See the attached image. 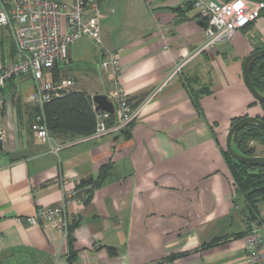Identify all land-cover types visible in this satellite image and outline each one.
I'll return each instance as SVG.
<instances>
[{
  "label": "crops",
  "instance_id": "crops-1",
  "mask_svg": "<svg viewBox=\"0 0 264 264\" xmlns=\"http://www.w3.org/2000/svg\"><path fill=\"white\" fill-rule=\"evenodd\" d=\"M119 1L117 14L101 21V46L82 38L56 67L61 80L75 81L71 91L107 95L113 82L100 74V64L106 53H118L121 86L138 111L130 137L80 142L53 134L52 145L74 143L53 153L27 130L13 101L35 89L32 77L17 78L6 89L0 264H70L60 220L27 221L41 207L63 206L67 227L76 224L75 264H247L245 215L223 151L235 120L264 118L243 80L244 60L264 50V14L232 41L202 50L205 25L192 0ZM48 78L61 81L53 72ZM102 79L110 83L107 90ZM189 89L210 91L199 96L201 113ZM105 166L109 175L93 187ZM82 183L87 186L78 190ZM73 192L66 203V193ZM88 192L90 199L81 202ZM260 220L264 239L263 202Z\"/></svg>",
  "mask_w": 264,
  "mask_h": 264
},
{
  "label": "built area",
  "instance_id": "built-area-1",
  "mask_svg": "<svg viewBox=\"0 0 264 264\" xmlns=\"http://www.w3.org/2000/svg\"><path fill=\"white\" fill-rule=\"evenodd\" d=\"M192 4L205 22L206 41L202 50L232 41L239 30L256 22L264 13V2L252 0H192ZM100 6L98 0H0V27L11 28L16 48L15 58L0 67V88L5 87L13 78L29 75L34 80L35 89L28 94L25 102L41 108L45 103L72 90L75 85L73 78L54 83L48 76L59 62L66 59L68 49L74 42L86 37L101 46ZM100 68L112 79L113 87L107 97L113 103L115 113L96 112L95 131L81 137L80 142L119 135L129 128L138 114L120 83V55L115 52L106 53ZM4 103L1 97V108ZM111 116L115 120L109 125ZM32 131L42 144L51 145L53 153L74 144L52 145L53 139L42 115L36 117ZM74 195V192L66 193V203ZM80 201L84 203V198ZM58 220L57 225L67 231L64 206L41 207L27 218L31 225ZM245 220L248 232L247 264H264V239L260 225L248 221L246 217Z\"/></svg>",
  "mask_w": 264,
  "mask_h": 264
},
{
  "label": "trees",
  "instance_id": "trees-1",
  "mask_svg": "<svg viewBox=\"0 0 264 264\" xmlns=\"http://www.w3.org/2000/svg\"><path fill=\"white\" fill-rule=\"evenodd\" d=\"M103 1L104 0H98L99 3ZM219 1L228 2L231 0ZM252 1L264 2V0ZM51 72L54 73L55 80L60 79L57 67H55ZM250 78L254 87L260 93L264 94V56L258 57L252 64ZM16 80L17 78H13L7 82L5 87L0 88V97H4L2 94L7 92V88L10 89L11 86H14ZM188 83L189 82L187 81L186 84ZM209 93L210 91L208 89H202L199 92L189 89L192 103L200 113L201 107L199 103V96ZM13 101L16 102V109L19 119L22 121L23 119L25 120L24 125L27 126V130L33 134L34 132L32 131V124L35 122L36 117L40 115L43 116L51 137L53 134L60 133L72 135L73 138L85 137L91 135L97 126V114L94 109L92 98L90 95L84 92L70 90L62 97L54 98L51 101L45 103L42 108L35 104L26 103L24 96L14 95ZM260 104L264 107L263 103ZM1 110H3V108ZM114 120L115 117L111 116L108 124H113ZM262 120H264V118ZM235 122H237V120H235L233 124ZM132 127L133 123L122 133L126 137H130V130ZM256 145L264 146V127L258 125H249L239 130L234 136V148L244 156H257V154H255L257 151ZM223 155L230 170L233 186L237 195V205L241 207V210L248 221L256 222L258 225H260V204L264 202V167H252L241 164L230 156L227 149L223 151ZM109 171L110 166L103 167L99 178L94 181L93 187H100L104 183L105 178L109 175ZM86 186V183H82L77 187V189L81 190ZM90 197L91 192H88L83 194L81 198H84V203H86ZM75 227L76 224L67 227V238L71 246L68 260L70 264H75L77 257V252L72 245L73 230ZM247 234L248 232L246 230L245 236H247ZM116 253L117 250L110 249V254Z\"/></svg>",
  "mask_w": 264,
  "mask_h": 264
},
{
  "label": "water",
  "instance_id": "water-1",
  "mask_svg": "<svg viewBox=\"0 0 264 264\" xmlns=\"http://www.w3.org/2000/svg\"><path fill=\"white\" fill-rule=\"evenodd\" d=\"M201 26L205 25L204 21L200 22ZM264 56V50H258L251 55H249L243 62V80L248 87L249 91L251 92L252 96L255 98L256 101L259 103L264 104V94L260 93L253 85L251 78H250V70L254 61L258 58ZM93 105L95 106L96 112H106L111 115H114L115 109L113 103L108 99L107 95H95L92 98ZM249 125H258L264 127V120L258 119L255 117H244L239 119L235 122L226 138V149L229 152L230 156L237 162L252 166V167H264V156H254L248 157L240 154L234 148V136L235 134L241 130L242 128L249 126ZM3 149V142L2 136L0 134V150Z\"/></svg>",
  "mask_w": 264,
  "mask_h": 264
},
{
  "label": "rangeland",
  "instance_id": "rangeland-1",
  "mask_svg": "<svg viewBox=\"0 0 264 264\" xmlns=\"http://www.w3.org/2000/svg\"><path fill=\"white\" fill-rule=\"evenodd\" d=\"M119 0H104L100 3V13H101V21L104 23V17L106 16H115L119 10ZM147 4V3H146ZM112 9H115V13H112ZM90 51L93 54H96L97 49L93 45V43H90ZM16 48H15V42L14 37L11 28H3L0 27V67L5 66L8 62L12 61L15 57ZM100 74L104 75L106 74L104 71H100ZM102 82V87L104 90H107L108 87H110V83L106 79L100 80ZM7 91V90H6ZM4 95L5 101L8 99V93L6 92ZM1 98V97H0ZM27 96L24 98L26 99ZM3 108V107H2ZM1 106H0V113H1ZM2 130V129H1ZM255 154H258L260 156H264V147H262L261 150H257ZM264 206V202H263Z\"/></svg>",
  "mask_w": 264,
  "mask_h": 264
}]
</instances>
